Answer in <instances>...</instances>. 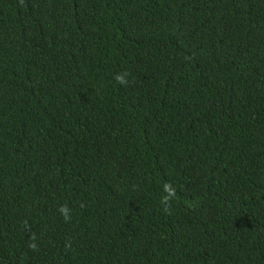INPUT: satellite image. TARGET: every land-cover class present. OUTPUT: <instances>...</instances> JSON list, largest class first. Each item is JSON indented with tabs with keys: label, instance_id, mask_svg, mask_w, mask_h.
<instances>
[{
	"label": "trees",
	"instance_id": "1",
	"mask_svg": "<svg viewBox=\"0 0 264 264\" xmlns=\"http://www.w3.org/2000/svg\"><path fill=\"white\" fill-rule=\"evenodd\" d=\"M0 264H264V0H0Z\"/></svg>",
	"mask_w": 264,
	"mask_h": 264
}]
</instances>
